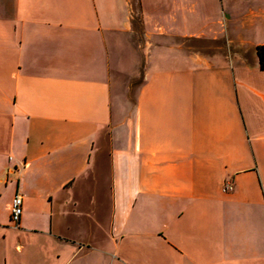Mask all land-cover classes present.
Here are the masks:
<instances>
[{
	"label": "crops",
	"instance_id": "obj_1",
	"mask_svg": "<svg viewBox=\"0 0 264 264\" xmlns=\"http://www.w3.org/2000/svg\"><path fill=\"white\" fill-rule=\"evenodd\" d=\"M133 2L0 0V264H264V0Z\"/></svg>",
	"mask_w": 264,
	"mask_h": 264
},
{
	"label": "built area",
	"instance_id": "obj_2",
	"mask_svg": "<svg viewBox=\"0 0 264 264\" xmlns=\"http://www.w3.org/2000/svg\"><path fill=\"white\" fill-rule=\"evenodd\" d=\"M233 185L231 183H227L225 186V190H232ZM23 214V196L21 193L15 194L12 199V208H11V219L15 224H18L21 220Z\"/></svg>",
	"mask_w": 264,
	"mask_h": 264
},
{
	"label": "rangeland",
	"instance_id": "obj_3",
	"mask_svg": "<svg viewBox=\"0 0 264 264\" xmlns=\"http://www.w3.org/2000/svg\"><path fill=\"white\" fill-rule=\"evenodd\" d=\"M137 2H136V0H134V2H133V7H134V10H135V14H137L138 13V8H137ZM136 19H138V17L136 16L135 17ZM138 36V35H137ZM190 43H192V42H190ZM140 80H141V78H138L137 80H136V82L134 83V84H132L131 85V89H130V92H129V95L132 97L133 95H134V91H135V88H136V85L140 82Z\"/></svg>",
	"mask_w": 264,
	"mask_h": 264
},
{
	"label": "trees",
	"instance_id": "obj_4",
	"mask_svg": "<svg viewBox=\"0 0 264 264\" xmlns=\"http://www.w3.org/2000/svg\"><path fill=\"white\" fill-rule=\"evenodd\" d=\"M257 52L259 55L261 67L264 69V46H258Z\"/></svg>",
	"mask_w": 264,
	"mask_h": 264
}]
</instances>
